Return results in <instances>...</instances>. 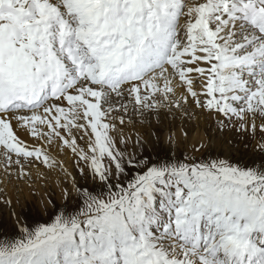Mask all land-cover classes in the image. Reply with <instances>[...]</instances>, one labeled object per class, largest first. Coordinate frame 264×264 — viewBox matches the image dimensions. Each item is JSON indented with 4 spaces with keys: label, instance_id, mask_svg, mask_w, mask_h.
Segmentation results:
<instances>
[{
    "label": "snow or ice",
    "instance_id": "6c2138e0",
    "mask_svg": "<svg viewBox=\"0 0 264 264\" xmlns=\"http://www.w3.org/2000/svg\"><path fill=\"white\" fill-rule=\"evenodd\" d=\"M0 205V264H264V0H0Z\"/></svg>",
    "mask_w": 264,
    "mask_h": 264
},
{
    "label": "rangeland",
    "instance_id": "374dc122",
    "mask_svg": "<svg viewBox=\"0 0 264 264\" xmlns=\"http://www.w3.org/2000/svg\"><path fill=\"white\" fill-rule=\"evenodd\" d=\"M214 122H212L213 124ZM211 124V125H212ZM211 130V129H209ZM146 131V129H145ZM226 135L230 136V143L234 144L235 146L239 147V140L240 138L236 136L235 134H230L226 132ZM56 179L55 176H53L52 180L49 181V185L47 188V191L52 193V196L54 198L57 197L58 193L57 190L54 189L53 181ZM45 190L42 188L41 192L43 193ZM15 193H13V198L15 199ZM27 197V192L25 191L24 194L21 195L22 202L25 205L24 208V213L25 215L28 216L29 223L30 224H35V223H43L48 220V216L44 213H38L37 208H38V201H39V196H34V197ZM57 203H59V200L57 199ZM19 210V209H18ZM10 223V217L8 216V209L0 205V233L4 231L11 232V228L7 227V224Z\"/></svg>",
    "mask_w": 264,
    "mask_h": 264
},
{
    "label": "bare ground",
    "instance_id": "6f19581e",
    "mask_svg": "<svg viewBox=\"0 0 264 264\" xmlns=\"http://www.w3.org/2000/svg\"><path fill=\"white\" fill-rule=\"evenodd\" d=\"M208 124H209V125H211V124H212V121H209V122H208ZM63 158H64L66 161H68V162H69V164L71 163V162L69 161V159H68V157H67V156H65V157H63ZM73 171H74V170H73Z\"/></svg>",
    "mask_w": 264,
    "mask_h": 264
}]
</instances>
